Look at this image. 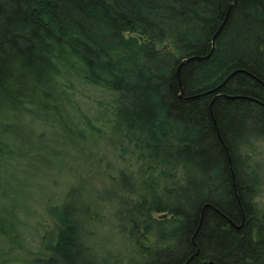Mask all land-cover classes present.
I'll list each match as a JSON object with an SVG mask.
<instances>
[{
	"label": "trees",
	"instance_id": "trees-1",
	"mask_svg": "<svg viewBox=\"0 0 264 264\" xmlns=\"http://www.w3.org/2000/svg\"><path fill=\"white\" fill-rule=\"evenodd\" d=\"M232 2L0 0V191L64 194L32 264H264V0L211 50Z\"/></svg>",
	"mask_w": 264,
	"mask_h": 264
},
{
	"label": "rangeland",
	"instance_id": "rangeland-1",
	"mask_svg": "<svg viewBox=\"0 0 264 264\" xmlns=\"http://www.w3.org/2000/svg\"><path fill=\"white\" fill-rule=\"evenodd\" d=\"M125 35H128V33L126 32ZM255 150H259L264 156V143L256 144ZM101 165V170L105 169L104 161ZM55 184H51L47 179L32 180L29 174L25 173L18 174L14 180L4 178L3 187H6V190L5 193L0 191V208L5 207V205L9 206L11 204L10 199H13V197L19 199L21 204L18 205V202H16L15 215L18 220L14 228V240L8 241L0 234V264H32L31 259L40 253L39 240L43 233L49 229L50 220L44 212L43 202L35 198L43 199L45 195L52 191V202L58 201L59 195L61 198L64 194L58 187L56 188ZM92 185L99 187L96 179ZM89 197H94L93 191L89 192ZM105 208L106 206L104 205L103 209H101V214L109 215L105 212ZM109 234L101 237L99 247L115 252L114 244L111 242L113 241V236Z\"/></svg>",
	"mask_w": 264,
	"mask_h": 264
},
{
	"label": "water",
	"instance_id": "water-1",
	"mask_svg": "<svg viewBox=\"0 0 264 264\" xmlns=\"http://www.w3.org/2000/svg\"><path fill=\"white\" fill-rule=\"evenodd\" d=\"M234 2H235V0H233V2L229 5V7H228V9H227V11H226V13H225V16H224V19H223V21H222V23L220 24V26L218 27V29L216 30V32L214 33V35L211 37V50H212V48L214 47V37H215V35L217 34V32L219 31V29L221 28V26H222V24L224 23V21H225V18H226V16H227V13H228V10H229V8H230V6L232 5V4H234ZM167 47V45L165 44V45H163V48H166ZM211 50L209 51V53H207V55L206 56H204V57H199V56H190V57H187V58H185V59H182L181 61H180V63L179 64H181V63H183V62H185V61H188V60H192V59H202V58H205V57H207L209 54H210V52H211ZM234 72H236V70H234V71H232L219 85H218V87L219 86H221L222 84H224V82L229 78V76H231ZM207 264H214L213 262H211V261H208L207 262Z\"/></svg>",
	"mask_w": 264,
	"mask_h": 264
}]
</instances>
